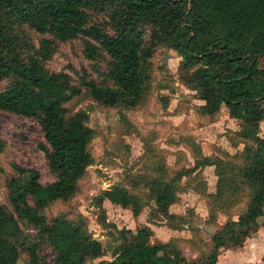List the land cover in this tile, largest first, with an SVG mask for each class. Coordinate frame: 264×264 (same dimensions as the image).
Masks as SVG:
<instances>
[{"label": "trees", "instance_id": "trees-1", "mask_svg": "<svg viewBox=\"0 0 264 264\" xmlns=\"http://www.w3.org/2000/svg\"><path fill=\"white\" fill-rule=\"evenodd\" d=\"M90 10L104 13L112 32L87 23ZM142 24H151L147 38L141 36ZM28 28L60 38L80 35L89 58L100 56L102 49L108 56V80L98 83L82 72L79 84L100 103L130 105L142 91L140 63L156 43L155 29L167 31L181 67L192 69L191 81L204 101L202 110L224 105L229 116L242 122L240 132L254 139L248 163L238 170L242 181L255 182L253 192L244 211L212 233L206 255L188 260L166 242L149 243V230L141 225L119 230L112 258L95 264H213L218 248L228 246L226 233L233 238L237 227L239 240L264 225V136L256 133L257 121L264 118V66L258 64L259 57L264 58V0H0V79H16L0 89V108L38 120L46 142L41 148L55 175L40 182L36 168L11 164L25 179L13 176L9 204H0V264H81L100 249L99 241L73 220L55 218L47 224L41 213L48 201L73 191L90 160L86 143L92 128L83 111L65 115L62 103L78 93L79 86L67 72L42 65L44 52L35 47ZM148 189L158 210L167 212L172 201L169 182L152 179ZM101 196L122 207L133 205L122 185L104 189ZM20 220L37 228L38 234L26 241L23 255L14 240L29 236L21 235ZM40 242L50 247L49 257L39 255Z\"/></svg>", "mask_w": 264, "mask_h": 264}, {"label": "rangeland", "instance_id": "rangeland-1", "mask_svg": "<svg viewBox=\"0 0 264 264\" xmlns=\"http://www.w3.org/2000/svg\"><path fill=\"white\" fill-rule=\"evenodd\" d=\"M87 19L112 32L104 13L90 10ZM150 28L151 24L141 25L142 38L148 37ZM27 30L38 51L44 52L42 65L67 72L79 86L78 93L62 103L65 115L83 111L85 123L92 128L86 143L89 162L71 193L42 207L44 222L73 220L99 241V253L85 257L81 264L112 258L120 242L119 230L141 225L149 230V243L166 242L188 260L206 255L213 244L212 233L244 211L254 189L253 180L242 181L238 176L254 144L252 135L240 132L242 122L229 116L222 104L209 112L202 110L204 101L191 81L192 69L181 67L172 36L160 28L155 29L151 53L140 63L142 91L131 105L100 103L79 84L82 72L98 83L108 80V56L102 49L100 56L89 58L80 35L60 38L50 31ZM258 64L264 66L263 57ZM15 82L13 76L3 77L0 89ZM256 131L264 136V118L257 121ZM44 144L37 119L0 108V204H9L11 178L25 179V174L17 175L12 163L36 168L40 182L54 179L41 148ZM157 178L170 185L168 213L158 210L148 189L150 180ZM113 185L125 186L135 214L130 204L122 207L102 198V191ZM20 227L21 235H29L27 240L14 238L23 255L26 241L38 234L37 228L23 220ZM234 229L233 238L229 232L223 236L227 247L243 239L238 240L241 233ZM235 237L238 242L233 245ZM38 246L40 256L51 255L48 244Z\"/></svg>", "mask_w": 264, "mask_h": 264}, {"label": "crops", "instance_id": "crops-1", "mask_svg": "<svg viewBox=\"0 0 264 264\" xmlns=\"http://www.w3.org/2000/svg\"><path fill=\"white\" fill-rule=\"evenodd\" d=\"M260 252L264 254V225L249 231L239 245L221 247L213 264H264Z\"/></svg>", "mask_w": 264, "mask_h": 264}]
</instances>
